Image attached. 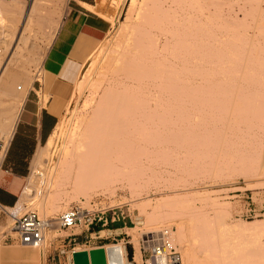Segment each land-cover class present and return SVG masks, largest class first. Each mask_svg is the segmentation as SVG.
<instances>
[{"label": "bare ground", "instance_id": "bare-ground-1", "mask_svg": "<svg viewBox=\"0 0 264 264\" xmlns=\"http://www.w3.org/2000/svg\"><path fill=\"white\" fill-rule=\"evenodd\" d=\"M30 1L29 5L24 0L0 1V47L4 49L0 106L11 99L12 114L16 113L9 121L10 111L0 110V139L5 145L23 100L15 82L24 83L21 74L8 67L19 44H26L30 26L41 29L54 23L52 39L59 25L45 7L47 0ZM259 1H243L242 19L236 14L224 19L213 13L202 18L203 0H130L119 41L117 36L113 47L102 52L100 79L95 77L99 82H91L88 72L84 82L88 94L80 110H72L66 126L65 122L56 126L45 143L48 154L53 139L61 138L55 165L42 166L44 151L35 155L16 206L3 208L9 220L22 209L37 210L43 217L53 215L67 208V199L81 197L86 203L93 195H108L112 207L117 205L111 196L118 186L129 189L135 201L146 186L184 182L180 174L264 175V14ZM111 3L115 6L120 0ZM211 3L217 13L222 1ZM249 28L254 30L251 36ZM154 31L164 36L163 41ZM187 49L200 54L186 55ZM212 51L221 52L211 55ZM233 74L245 77L242 86L231 84ZM203 76L221 78L196 82L195 77ZM171 142L177 147H169ZM219 200L211 190L132 206L142 225L125 228L133 244V261L140 264L139 230L152 234L172 224L164 228L176 226L171 239L178 242L182 264H264V220H237L235 230L229 229L223 221L233 208ZM198 205L203 210L195 208ZM232 230L238 238L234 233L236 239L232 235L230 242L224 235ZM117 246L104 249L107 264L119 250L120 264H130L124 260V248Z\"/></svg>", "mask_w": 264, "mask_h": 264}, {"label": "rangeland", "instance_id": "rangeland-1", "mask_svg": "<svg viewBox=\"0 0 264 264\" xmlns=\"http://www.w3.org/2000/svg\"><path fill=\"white\" fill-rule=\"evenodd\" d=\"M24 1L26 2L27 5H29L31 2L30 0H24ZM66 1L67 0H47V2H46L47 6L45 5V7L48 10L52 11L51 16H52V20L54 22L60 21L61 16H62V10H63V7H64ZM111 1L112 0H96V5H95V9H94L95 12H97V14H99L100 16H102L104 19H106L109 22L111 29L102 41L95 44L94 51L90 54L88 59L85 61L78 79L71 86L70 92H69V95L72 94L71 100H68V102L65 104V107H64L65 110H63V114L61 116H59L57 126H61V124H64V122H65V126H66V124L68 123L66 121H69V119H70V112L72 110H80L82 103H83V100H85L84 98H86L87 97L86 94H88V91L85 90L86 87H84L85 80L88 79L87 77L89 76L91 82H93V81L96 82L97 80H98L97 82H99V79H100L99 78L100 77L99 71L102 69V67L100 65H102V63H104V59H105L103 53L108 48L113 47L111 45L115 44L114 40H116L117 36L120 35L119 34L120 33L119 28H121L123 22L127 18V13H128L127 11L129 10L128 8L130 5V0H120V3L116 4L117 6L116 5L114 6L111 3ZM200 1H202V0H200ZM203 1H205V2L203 3L202 6L204 7V9L206 8V10L203 11L202 18L210 16L209 15L210 13H213L214 17L218 16L219 18H224V19L229 17V15L231 16L233 14H236L239 19H242V17H243L242 12L239 9L241 6H243L242 4H243V1L245 2V0H243V1L242 0H220V1H222V4L219 6V9H217L218 10L217 13H216V8L211 3V0H203ZM252 4L255 5L254 2H252ZM258 6H259L258 8L260 9V11L263 12V14H264V3H262V0L259 1ZM247 12L249 13V10ZM196 16L201 17V15H199V13L196 14ZM249 20L251 22V18H248V22H249ZM112 21H113V25L111 24ZM54 25L55 24L52 23V24L47 25L41 29L35 25L30 26L29 28L31 29V31L26 33V35L28 36V40H27L26 44H24V45L22 43L19 44L20 49L16 52V55H15V57L11 63V66L8 67V70L9 71H18L21 74V78L23 79L24 83H27V82L30 83L33 79H39L40 78V70H39L40 61H41V58L43 56L44 51L46 50V48L48 47L49 43L52 40V39H50L52 37V35L50 36V34L53 33ZM249 29H248V34H249V36H251L254 33V30L251 28H249ZM156 32H157V34H156ZM154 34L157 37L159 36L158 37L159 40L163 41L164 36L162 38V35L160 36L161 33L159 34L158 31H154ZM197 37H199V34H197ZM117 39L119 41L120 37L118 36ZM116 42H117V40H116ZM1 48H2V50H4L3 47H1ZM216 52H221V51H212L211 55L216 54ZM184 53L186 55H197V54H200V51L198 50L195 52V51H190L189 49H187ZM204 60H206V59H204ZM250 63H253V62H250ZM97 64H99V65H97ZM239 64H245V62H240ZM92 69H93V71H92ZM88 72H90V74ZM97 73L99 76H96ZM229 76H231V78L234 79V81L231 82V84H237L240 86L243 85L242 80L245 77H243L241 75H236V74L229 75ZM91 77H93V78H91ZM95 77L96 78L98 77L99 79H96ZM202 78H215V80H219L221 77L220 76L195 77L196 82H201ZM189 79H194V78L189 77ZM18 83H21V82L20 81L15 82V86H18V87L22 86L21 91H23L22 83L21 84H18ZM217 83L218 82H214V84H217ZM103 86H104L103 84H102V86L100 85V91L103 88ZM82 87H83V89H82L83 91L81 90ZM24 88H25V86H24ZM80 91H82V92H80ZM17 92L21 93L19 91H17ZM79 94H81V95H79ZM0 100H1V98H0ZM4 101L6 104L4 103L3 106H0V110H6V112L10 111V115L8 116V118L10 119L9 121H11L12 116L16 114V113L14 114V112L12 114V111H11V110L14 111V107H12V105L14 106V102L11 99H10V101H9V99L4 100ZM66 110H67V112H65ZM6 112L4 114V119H6L7 115H8V113L6 115ZM8 118H7V121H8ZM66 119H68V120H66ZM7 121H5V122L8 124L9 121L8 122ZM13 125H14V123H13ZM60 139H61L60 137H55L53 139L52 146L50 148L51 150L49 149L48 154H46L47 152L45 151V148H44L45 144H43L42 147L38 150V152L36 153V156L39 153H41V151L42 152L44 151V156L41 160L42 166L49 168L52 165L53 166L55 165V163H56L55 161L58 157L57 149H58L59 144H60ZM0 141L2 142L1 139H0ZM171 143H170L169 147L173 148L172 146L174 145V143H172V144ZM174 146L177 147V143ZM43 148H44V150H43ZM47 155H49V156H47ZM227 173L226 174H225V172L222 173L225 176L221 175L220 178L219 177H217V178L211 177L210 175H208V176H205V175L204 176L203 175L188 176L185 174H180L179 177L183 178L184 182L179 183L178 185H171V186H167V187H165V186L163 187L162 184L159 185V187L153 186V185L146 186L143 189L139 190L144 195L139 196L137 199L135 198L134 199L135 201H133V199L131 198V193H130L129 189H127L125 187L121 188L120 186L116 187L115 188L116 191L114 192L115 194L113 193V195L111 197L114 199V201H117V205L113 204L112 207H117L121 211L123 218L120 219V221L123 222L124 225H122V226H124V228L121 230H117V231H107L106 230L108 228V224H107L106 226L103 227V230L105 232H103L101 235L99 234L100 237H106V238L95 239L89 246H97V245L105 244L101 247H112L113 245H116V243H113L114 241L111 240L110 237H115L117 243L120 246H122L123 248H124V246L122 244L123 242H129L133 247V244L130 242L129 236L126 235L125 228L130 229V228L136 227V229H140L142 225L139 222L141 217H139L137 209H135L132 206L140 204V203L145 202V201H149V200L155 201L159 197L184 195V194H189L192 192H201V191L213 190V191H215L218 200L220 199L219 202H221V204H226V203L230 204L233 209H231V211L229 212V215L227 213V215L229 217H224L225 221L222 220L223 223L226 224L227 228H229V229H232V227L235 226L234 223H236L235 221H237V220L244 221V222H253L256 220H264V175H261L258 177H247V176L245 177V175L244 176L238 175V174L234 175L232 173L230 175V173H228L230 176L228 178ZM27 178L23 179V185L26 183ZM23 185H22V187H23ZM22 187H21V189H22ZM21 189H20V191H21ZM92 198L94 200H96V202L98 203L99 206H102L103 208H108V205H109L108 203H110V200H109L110 197H108V195H98L97 197L95 195H93L92 197L89 198V200ZM118 200H120L119 201L120 203L118 202ZM78 201H84V199H82L81 197L75 198V199H67L65 201V205L68 207L69 205L76 203ZM241 204H244V206H241ZM26 208H27V205H26ZM195 208L203 210L204 206L198 205ZM64 209H66V208H63L62 210H64ZM23 211H25V210H23V209H22V211L20 210V213H22ZM35 211L40 216H42V214H40L39 211H37V210H35ZM57 213H55L53 215H47L46 217L52 218ZM227 215H225V216H227ZM227 218H228V220H227ZM222 221H221V223H222ZM216 222H219V221H216ZM10 223H11V221L9 220V217L6 216L5 211H4V213L0 212V246L2 243L3 237L9 238V237L13 236L11 231H9ZM168 225L173 226L172 224H167V225H164L162 228H164L165 226H168ZM197 225L199 227H205L204 226L205 224H203V222H198ZM229 226H231V227H229ZM174 227L176 228V226H174ZM174 227H172L173 232L175 231ZM234 228L235 227H233V229ZM78 231H79V229L61 230V229H56L54 227L48 233V236L46 237V242H45L43 247L34 248V247L22 246V245H17V246L23 247V248L35 249L36 251L42 253V255L44 257H47V255H49V258H50V256L53 255L54 260L51 261V262H53L52 264H70L71 263L70 258H71L72 252L69 253V250L71 248H73L72 251H75L76 249L81 250L82 248L88 247L86 245H81V242H80L81 236H78L77 239L75 240V243L72 245L71 244L67 245L66 239L63 241L65 235H67L69 233H78ZM119 231H121L120 234L114 235V233H119ZM232 231L230 232L231 235L230 234L224 235V237L229 236L228 238L226 237L227 240L228 239L230 240L232 238L230 236H232L235 233L234 231L233 232ZM2 232H4V234L6 236H3ZM144 234H148V232H146L144 229L139 230L138 231V239H139V237H142V235H144ZM234 235L237 236L236 233ZM234 235H233V239L235 238ZM53 237H56V238H53ZM236 238H238V236ZM235 239H234V241H235ZM6 242H8V241H6ZM230 242H232V240H230ZM192 243H193L192 246H195V247L197 246V243H195V242H192ZM130 244H127V243L125 244L127 251H130ZM177 247H178L179 251H181L179 248L178 242H177ZM59 249H64L65 252L63 254H58ZM195 251H196V248H195ZM180 254H181V252H180ZM190 255H191V252H190ZM198 257L202 259V258H204V254H199ZM124 259H125V257H124Z\"/></svg>", "mask_w": 264, "mask_h": 264}, {"label": "crops", "instance_id": "crops-1", "mask_svg": "<svg viewBox=\"0 0 264 264\" xmlns=\"http://www.w3.org/2000/svg\"><path fill=\"white\" fill-rule=\"evenodd\" d=\"M95 5L96 0L66 1L57 30L41 58L40 78L22 83L23 91L22 86L19 87L23 100L6 145L0 173V206L4 208L16 206L23 179L30 174L33 158L54 132L65 104L72 96L69 95L71 86L94 51L95 44L102 41L111 29L109 22L95 12ZM113 223H117V227L106 230L124 228L120 220ZM17 245L10 237H3L0 264L53 263V255L44 257L35 249ZM117 247L123 249L119 244ZM120 251L118 254L121 255ZM125 252L126 259H131L126 247Z\"/></svg>", "mask_w": 264, "mask_h": 264}, {"label": "built area", "instance_id": "built-area-1", "mask_svg": "<svg viewBox=\"0 0 264 264\" xmlns=\"http://www.w3.org/2000/svg\"><path fill=\"white\" fill-rule=\"evenodd\" d=\"M8 3L10 0H0ZM2 49L0 47V58ZM19 90V88L17 89ZM6 154V145L0 141V173L2 172L3 160ZM4 207L0 206V212L4 213ZM122 213L117 207L103 208L99 206L96 200L90 199L86 203L78 201L69 205L66 209L58 212L54 217H41L33 210H25L18 215H11L9 231L13 234L10 237L16 244L40 248L46 242L49 231L54 227L61 230L79 229L78 233H69L65 235L66 244H74L78 236H81V245L88 247L81 250L93 249L97 246H89L95 239L100 237L99 232L108 223L116 222L122 219ZM171 227L162 228L155 233L144 234L138 239V250L140 264H182L181 255L177 245L171 239ZM108 231V230H107ZM3 233V236H6ZM114 235H118L114 233ZM56 238V237H53ZM113 243H117L115 237H110ZM129 242H123L125 244ZM73 248L69 250L72 251ZM64 249H59L58 254H63ZM126 254V252H125ZM129 261H133V248L130 244Z\"/></svg>", "mask_w": 264, "mask_h": 264}, {"label": "water", "instance_id": "water-1", "mask_svg": "<svg viewBox=\"0 0 264 264\" xmlns=\"http://www.w3.org/2000/svg\"><path fill=\"white\" fill-rule=\"evenodd\" d=\"M125 250V247H124ZM126 259V254L124 252ZM121 255L114 253L110 255V264H120ZM72 264H107L105 258V251L102 247H96L93 249L73 251L71 253ZM132 264L131 262H129Z\"/></svg>", "mask_w": 264, "mask_h": 264}, {"label": "trees", "instance_id": "trees-1", "mask_svg": "<svg viewBox=\"0 0 264 264\" xmlns=\"http://www.w3.org/2000/svg\"><path fill=\"white\" fill-rule=\"evenodd\" d=\"M117 223H108V228H115L117 227V225H115Z\"/></svg>", "mask_w": 264, "mask_h": 264}]
</instances>
